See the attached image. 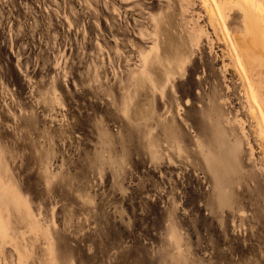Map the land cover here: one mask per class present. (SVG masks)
Wrapping results in <instances>:
<instances>
[{"label":"rangeland","instance_id":"obj_1","mask_svg":"<svg viewBox=\"0 0 264 264\" xmlns=\"http://www.w3.org/2000/svg\"><path fill=\"white\" fill-rule=\"evenodd\" d=\"M224 1L0 0V264H264V61Z\"/></svg>","mask_w":264,"mask_h":264},{"label":"bare ground","instance_id":"obj_2","mask_svg":"<svg viewBox=\"0 0 264 264\" xmlns=\"http://www.w3.org/2000/svg\"><path fill=\"white\" fill-rule=\"evenodd\" d=\"M208 1L209 0H204L205 3H207ZM235 5H237L243 10L247 18V28H248V34L247 36H245V38L240 35H237V39H236L237 46H239V49L242 50L246 58L252 59L253 55H255L256 59H258L259 61L262 60L263 62L264 61V25L262 23V15L260 13V11H262V8L257 7V10L255 9L256 8L255 0H235V1L226 0L224 1V3L219 5V8L217 5L211 6V9H210L211 15H216L217 17L223 16L225 18H228V14L233 11ZM250 52H252L253 54L251 53L252 54L251 55ZM256 59L254 58V61L257 62L258 60ZM260 66H262V64ZM261 134L264 135V130H261Z\"/></svg>","mask_w":264,"mask_h":264}]
</instances>
